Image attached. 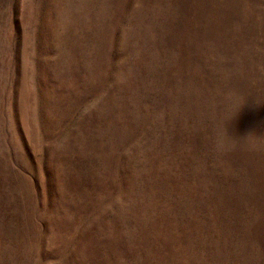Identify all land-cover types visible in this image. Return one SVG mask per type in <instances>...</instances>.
Returning <instances> with one entry per match:
<instances>
[{
    "label": "rangeland",
    "instance_id": "obj_1",
    "mask_svg": "<svg viewBox=\"0 0 264 264\" xmlns=\"http://www.w3.org/2000/svg\"><path fill=\"white\" fill-rule=\"evenodd\" d=\"M0 264H264V0H0Z\"/></svg>",
    "mask_w": 264,
    "mask_h": 264
}]
</instances>
